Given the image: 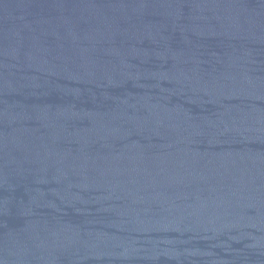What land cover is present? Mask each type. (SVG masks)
Here are the masks:
<instances>
[{
	"label": "water",
	"instance_id": "water-1",
	"mask_svg": "<svg viewBox=\"0 0 264 264\" xmlns=\"http://www.w3.org/2000/svg\"><path fill=\"white\" fill-rule=\"evenodd\" d=\"M0 264H264V0H0Z\"/></svg>",
	"mask_w": 264,
	"mask_h": 264
}]
</instances>
